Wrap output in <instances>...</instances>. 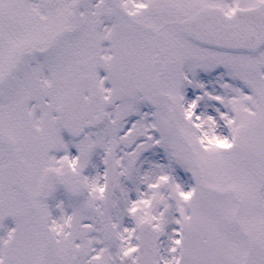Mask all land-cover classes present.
Here are the masks:
<instances>
[{"label": "snow or ice", "instance_id": "6c2138e0", "mask_svg": "<svg viewBox=\"0 0 264 264\" xmlns=\"http://www.w3.org/2000/svg\"><path fill=\"white\" fill-rule=\"evenodd\" d=\"M0 264H264V0H0Z\"/></svg>", "mask_w": 264, "mask_h": 264}]
</instances>
